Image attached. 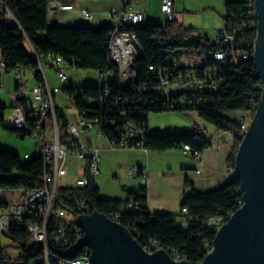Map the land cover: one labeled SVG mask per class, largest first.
I'll list each match as a JSON object with an SVG mask.
<instances>
[{
    "label": "trees",
    "instance_id": "16d2710c",
    "mask_svg": "<svg viewBox=\"0 0 264 264\" xmlns=\"http://www.w3.org/2000/svg\"><path fill=\"white\" fill-rule=\"evenodd\" d=\"M48 1L4 0L17 19V23H10L0 18L2 54L0 56L3 57L9 71L17 68L31 69L40 86L45 85V78L38 59L42 63H47L50 59L61 56L65 63L73 68L96 72L113 71L116 74V81L110 97L105 95L99 85L80 88L64 86L61 89L66 96L74 100L77 112L83 118L108 117L115 112L113 117L118 122L124 117L148 121L149 113L152 111L187 112L194 108L168 110L162 107V99L158 101L156 93H138L132 86L147 82L151 78L149 66L160 65L167 57L185 53L191 58H199L203 61L204 67L217 68L220 76L225 79L226 86L219 92L189 93L188 96L193 97V100L206 96L215 98V103L200 107L198 115L218 130L232 135L233 147L227 158V167L235 172V158L245 132L237 120L225 116L224 112L249 111L254 115L258 109L263 95V84L254 59L253 45L248 48V58L238 63L223 64L220 59L209 56V52L221 49L219 45L208 37H196L194 28H186L179 24L176 17L164 24L154 23L150 19L146 24H131L126 26V29L136 33L140 55L136 59L133 80L123 84L118 74L119 67L110 56L112 23L105 22L97 27L51 24L47 11ZM136 1L139 0H132V4ZM247 1L224 0L223 20L238 26L240 37L254 44L257 39V12L255 11V28L249 29L245 26L250 21ZM42 31L46 32L47 38L40 37ZM158 35H165L166 39L160 41L157 39ZM100 100L104 103L100 104ZM154 100L155 103L152 105L151 101ZM115 101L118 103L115 111H108ZM11 105L13 106V103ZM5 109L6 106L0 105V126L20 138H26L29 133L6 124ZM57 112L62 122L61 131L66 134L67 116L58 106ZM196 138L199 139V144L194 143ZM144 140L149 151H166L189 143L203 153L211 146L201 131L165 136L148 132ZM44 172L45 162L39 150L33 157L23 159L19 153L0 145V190H21L25 194L32 189L41 188L45 185ZM142 191V206L126 209L128 196L126 199L103 198L95 179H91L83 187L62 188L58 206L69 204L76 208L77 202L84 201L91 212L104 213L112 219L111 213H119L121 224L128 227L141 244L151 245L157 241L173 255L184 256L192 264H200L212 249L215 238V232L210 229L207 221L215 216L229 218L243 204L242 183L237 176L213 190L201 192L193 189L183 195L180 203L181 213L186 218V224H182L173 213L151 212L148 205V190L144 188ZM184 208L187 209V213L183 212ZM78 211L80 215L81 211ZM4 236L9 239L10 245L20 251L18 256L8 255L7 246L2 242ZM74 241L72 240L70 244ZM61 248L63 246L50 241L51 264L57 263V259H63L64 254L60 251L64 249ZM36 259L44 260L45 250L41 244L31 243L27 231L13 228L9 233L0 234V264H34Z\"/></svg>",
    "mask_w": 264,
    "mask_h": 264
},
{
    "label": "built area",
    "instance_id": "2783aa9c",
    "mask_svg": "<svg viewBox=\"0 0 264 264\" xmlns=\"http://www.w3.org/2000/svg\"><path fill=\"white\" fill-rule=\"evenodd\" d=\"M80 0H49L47 11L49 16H54L59 11L80 13L83 21L89 22L94 18V13L86 7L77 8L76 3ZM120 6L109 11L113 30L110 38V56L119 67V77L123 84H127L128 71H135L136 59L140 55V44L135 32L126 29L128 25L146 24L148 18L146 14L134 8L132 0H119ZM247 1V0H246ZM249 6L250 21L245 24L249 29L255 28V1H247ZM161 10L166 17V22L174 20L175 0H162ZM0 18L7 22L17 23L13 12L6 5L4 0H0ZM165 22V23H166ZM134 39L135 48L132 51H125V40ZM157 39H166L165 35H158ZM221 48L218 51L209 52L210 57H220L223 64L232 62L238 63L242 59L249 57L248 48L254 46L246 38L240 37V28L224 21V27L220 31L215 41ZM0 55L1 52H0ZM40 69L45 78L44 86H36L33 89L32 98H28L24 91V71L17 68L16 90L8 93L13 106L12 126L29 133L36 138L37 149L41 152L45 162L44 182L41 188L32 189L21 195V198L12 203H2L0 205V234L9 233L13 228L25 230L29 233L31 243H38L44 247L45 259H36L34 264H51L52 257L49 252V243L53 241L63 246L61 249H68L71 245L83 237V230L77 225L78 210H91L84 201L77 202L76 208L73 205L62 204L58 206L60 191L64 187L61 180L72 177L75 187L87 185L91 179H95L101 173L102 157L101 152L105 149H144L145 136L148 132L154 133L148 121H136L132 118L124 117L120 122L114 115L117 101L112 102L108 111L114 112L111 116L99 118H83L79 114V123H71L68 118L67 132L62 133V122L58 117L55 91L47 81L46 70L54 68L57 77L65 82L67 72L61 56L50 59L47 63H42L39 59ZM230 64V63H229ZM186 67L187 69H184ZM14 71V70H13ZM6 63H0V89L7 85ZM151 78L141 85L132 86L138 93L157 94L158 101L162 99V107L168 110H186L193 107L198 113L202 106L216 102L213 97H199L197 100L189 98L192 93H215L226 86V81L220 76L217 68L204 67L203 61L199 58H191L185 53H178L167 57L160 65L151 64L149 66ZM101 89L107 97L113 94V85L116 81V74L113 71L97 72ZM104 103L100 100V104ZM154 101H151L153 105ZM112 107V108H111ZM120 113L122 111L119 110ZM234 111H225L232 113ZM148 112H145V114ZM239 115L231 116L238 121L241 129L246 132L249 123L252 122L253 114L249 111H237ZM124 114V113H122ZM98 127L97 141L94 146H88L82 135V130H90ZM82 129V130H81ZM199 144V139L194 140ZM181 152L193 158L196 165V172L200 174L204 166L202 151L187 143L179 147ZM137 174L139 181L130 186L128 191V202L126 209L139 208L142 206L143 189L149 186V170L145 166H137L129 169V175ZM183 212L187 213L184 208ZM113 220L119 222V213H111ZM225 216H215L207 221L210 229L216 233L217 227L223 222ZM121 223V222H120ZM72 240L74 243L70 244ZM145 249L154 252L161 248ZM180 260H186L184 256L177 255ZM55 264H92L87 259L86 249H83L78 256L71 259V262L58 260Z\"/></svg>",
    "mask_w": 264,
    "mask_h": 264
},
{
    "label": "rangeland",
    "instance_id": "374dc122",
    "mask_svg": "<svg viewBox=\"0 0 264 264\" xmlns=\"http://www.w3.org/2000/svg\"><path fill=\"white\" fill-rule=\"evenodd\" d=\"M149 1V15L150 19L154 23L164 24L166 17L159 6H154V0ZM80 3H83L87 9L98 14H102V19L109 18V11L113 6L118 5V0H80L76 4L79 8L83 7ZM81 5V6H80ZM176 17L179 24H182L186 28H194L196 37L208 36L211 40H217L219 32L224 27L223 16L225 14L224 0H177ZM77 15L76 11L60 13V20L56 21L54 17L49 16V22L51 24H67L69 17ZM92 27L95 25L94 19L90 21ZM106 22H108L106 20ZM218 26L219 29H216ZM41 38H47L46 32H40ZM63 66L67 72V80L62 82L58 77L54 68H48L46 70L47 76L51 82L53 89L58 88L55 91L56 103L61 108L68 120L71 123H79V116L75 107V102L72 98L66 96L61 89L64 86H73L76 88L85 86H97L99 85V76L95 70L77 69L64 63ZM9 86L8 90L3 88L0 90V105L6 106L5 118L6 124L12 126V100L9 98V93H14L15 84L17 81V72L14 70L8 72ZM25 75V74H24ZM27 79L25 76L24 79ZM30 86L34 85V79L29 77ZM27 84V83H26ZM7 93V94H6ZM8 96V97H7ZM231 116L239 115V113H229ZM227 113L225 116L230 117ZM254 116V115H253ZM149 123L153 128L155 126L160 127L156 132L158 135L165 136L168 134H192L195 131L205 132L208 128L207 134L214 138L213 131L216 129L214 126L207 124L197 112L187 111H162L149 113ZM253 119V118H252ZM250 124V123H249ZM212 129V130H211ZM82 130V129H81ZM98 127H93L90 130H82L85 143L88 146H94L97 141ZM0 133H4L6 136L0 137V142H3L4 146H9L15 150V152L22 155L26 153L29 156H34L38 151L36 146L35 136L28 135L26 138H20L8 132L6 129L0 126ZM226 137H231L230 133L225 134ZM219 138L213 139L214 147L217 146ZM223 148V154L232 151L233 145L226 139H222L221 142ZM11 149V150H12ZM108 150V149H107ZM218 150V149H214ZM102 169L101 173L96 177V184L100 187V196L108 199H123L128 193V189L132 183V176L129 175L130 168H136L137 166H145L149 170V182L153 181V187L151 193L150 207L152 212H172L178 221L182 224H186L185 215L181 213L180 203L182 194L183 179L181 173L188 171L193 176H201L196 173L195 169L186 168L185 165L191 163L188 160L189 155H185L179 148H173L166 151H150L147 153L144 149H118L112 151H102ZM152 166L157 169V173L152 175ZM61 184L64 187H73L75 182L72 177H66L61 180ZM199 190L209 191L213 190L210 184L205 185L202 183ZM187 192L190 191L186 190ZM21 190H0V205L2 203L16 202L21 198ZM2 242L7 246V253L11 257H16L20 254V251L14 246L10 245V241L5 236L2 238Z\"/></svg>",
    "mask_w": 264,
    "mask_h": 264
},
{
    "label": "water",
    "instance_id": "95a60500",
    "mask_svg": "<svg viewBox=\"0 0 264 264\" xmlns=\"http://www.w3.org/2000/svg\"><path fill=\"white\" fill-rule=\"evenodd\" d=\"M255 5L258 26L254 59L263 95L235 158V175L241 180L244 202L215 233L212 249L200 264H264V0H255ZM77 225L84 231L83 237L60 251L68 259L88 247L93 264H192L174 258L165 248L147 251L128 227L104 213L79 216Z\"/></svg>",
    "mask_w": 264,
    "mask_h": 264
},
{
    "label": "crops",
    "instance_id": "0c3cea01",
    "mask_svg": "<svg viewBox=\"0 0 264 264\" xmlns=\"http://www.w3.org/2000/svg\"><path fill=\"white\" fill-rule=\"evenodd\" d=\"M161 2H162V0H154V6H159L161 8ZM80 4L83 6V3H80ZM176 4H177V0H175V5ZM76 6H77V8H79V6L77 4H76ZM119 6H120V1H118V5L117 6H113L112 8L119 7ZM133 6L137 10L143 11L146 14L147 18L150 19V15H149V13H150L149 9L150 8H149V1L148 0L136 1L133 4ZM83 7H85V6H83ZM60 13H65V12L64 11H59L57 14H55L52 17H54L56 21H59L60 20ZM76 13H77V15L69 17V19H68L69 22L67 24H64V25H76V26H79V25H90V26H92L90 21L89 22L83 21V19H82V17H81L79 12L76 11ZM93 13H94V18L93 19H94V21L96 23L95 25L99 26V25H102L103 23L106 22V18L102 19V17H103L102 14H98L96 16V13L95 12H93ZM175 13H176V6H175ZM57 25H60V24L57 23ZM216 29H219L218 26H216ZM198 37H208V36H198ZM208 38L210 39V37H208ZM212 41H214V40H212ZM24 74H25L24 77L25 76L27 77V79L26 78L24 79V91H25L26 96L28 98H32V96H33V92L32 91H33V89L36 86H38V84H37V82H36V80L34 78V71L31 70V69H25ZM46 75H47V73H46ZM29 77L34 79V83L35 84L32 85V86H30V84H29V79H28ZM47 81L51 85V82H50L48 76H47ZM8 86H9V79H8V75H7V85H6V89H5L7 91H9L8 90ZM2 89L3 88H1L0 90H2ZM14 90H16V84H15V89ZM207 124L213 126L212 124H210L208 122H207ZM155 127H158V126H155ZM155 127H153V128L151 127V128L154 129ZM207 129L208 128L206 127V130ZM206 130H205V132H202V131L201 132L210 141L211 146L202 153V155H203L202 159L204 160V166L202 167V172L200 173L201 176H194V175L192 176L191 173L188 172V171H183L181 173V176H182V179H183L181 201H182L183 195L185 193H187L186 190L190 189V191H188V192H191L193 189H196L197 191L205 192V191L199 190V188H198L200 185H202V183H204L205 185H209L210 184L212 187L219 188V187L223 186L227 181L231 180L234 176H236L235 172L227 167V158H228V156L230 155L231 152H229V154H227L228 152L223 154V151L221 150V148H223V145H224V144L221 143L223 138L224 139L227 138L229 143L231 145H233L232 136L231 137H226L225 134H227L228 132H223V131H220V130H218L216 128L213 131V135H214V138L215 137L219 138V142H218L217 146L214 147V143H213V139L214 138H213V136L210 137L207 134ZM13 135H15V134H13ZM1 136H6V135L2 132V133H0V137ZM15 136H17V135H15ZM1 143H3V142H0V145H3ZM7 147L9 148V146H7ZM215 148L218 149V150H214ZM10 149H12V148H10ZM105 150L106 151H112V150H109V149L108 150L105 149ZM13 151H15V150H13ZM24 157L30 158V157H33V156H29V154L26 153L24 155ZM188 160L191 161V163H188L187 165H185V167L187 169L190 168V169H195L196 170V165H195V162H194L193 158L192 157H188ZM157 172H158L157 169H155V167L152 166V175L156 174ZM131 178H132L131 185H134L135 183H137L139 181V176L137 174L132 175ZM216 188H212V189H216ZM153 189H154L153 181H150L149 182V186H148V205H149L150 211H151V207H150V200L151 199L150 198H151V193H152ZM127 196H128V193L125 196V198H123V199H126ZM163 212H170V211H163ZM170 213H172V212H170Z\"/></svg>",
    "mask_w": 264,
    "mask_h": 264
},
{
    "label": "bare ground",
    "instance_id": "6f19581e",
    "mask_svg": "<svg viewBox=\"0 0 264 264\" xmlns=\"http://www.w3.org/2000/svg\"><path fill=\"white\" fill-rule=\"evenodd\" d=\"M248 1H255V0H248ZM255 9H256V5H255ZM256 12H257V9H256ZM257 15V24H256V28H257V26H258V13L256 14ZM255 46H256V44H255ZM134 48H135V40L134 39H126L125 40V51H132V50H134ZM215 58H217V59H220V57H215ZM0 63H5V61H4V59H3V57L2 56H0ZM133 78H134V71H128V78H127V82H129V81H131V80H133ZM99 86L101 87V81H100V83H99ZM251 124V123H250ZM250 124H249V126H250ZM249 126H248V128H249ZM203 156V155H202ZM243 202H244V200H243ZM242 202V203H243ZM243 205V204H242ZM81 211V214L79 215V211H78V215L79 216H82V215H91V214H93L95 211H93V212H91L90 210H80ZM78 216V217H79ZM108 216V215H107ZM230 217H231V215H230ZM229 217V218H230ZM120 218V217H119ZM229 218L227 217H225L224 219H223V222L221 223V224H219V227H217V230H216V232L225 224V223H227L228 222V220H229ZM112 219V218H111ZM120 222V221H119ZM83 235H84V231H83ZM136 237V236H135ZM143 245V244H142ZM143 247L145 248V245H143ZM156 247H158V248H163V247H161L160 246V244H159V242H157V241H155L154 243H152L151 245H149L148 244V248H156ZM84 249H86V255H87V259H89V261L90 262H92V260H91V251H90V249L88 248V247H85ZM64 250H66V249H64ZM172 254V253H171ZM173 255V254H172ZM174 256V258H176V259H178V260H180L179 259V257H177V255H173ZM64 262H71V259H68L67 257H65V255H64V257H63V259H62ZM93 264V263H92Z\"/></svg>",
    "mask_w": 264,
    "mask_h": 264
}]
</instances>
